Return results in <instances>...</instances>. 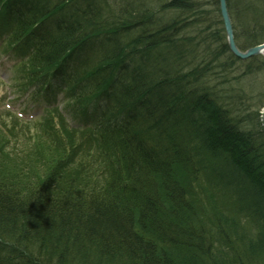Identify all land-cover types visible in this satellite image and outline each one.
<instances>
[{"label": "trees", "instance_id": "1", "mask_svg": "<svg viewBox=\"0 0 264 264\" xmlns=\"http://www.w3.org/2000/svg\"><path fill=\"white\" fill-rule=\"evenodd\" d=\"M71 1L0 0V4H5L6 11L18 14L16 33L30 38L41 21L57 15ZM128 4V10L112 14L113 20H121L119 27L111 25L113 20L108 22L107 18L103 19L105 26H99L102 19L88 20L79 23L81 28L70 38L60 22L54 24L56 31L42 34L35 42L23 73L29 80L43 83L49 71L77 51L78 43H85L79 45L83 57L77 58L75 68L61 83L76 104L79 102L82 108L92 104L99 122L94 129H84L85 134L74 136L70 132L61 139L49 121L40 131L43 141L36 142L40 146L33 157L10 154L2 148L0 264H264V167L257 178L254 168L239 161L234 151L240 150L237 145L245 141L248 129L239 125L237 117L231 120L228 105L218 103L219 97L231 96L230 102L237 105L233 99L239 97L230 90L244 85L245 70L222 76L223 65L232 62L226 45H215L214 49L224 48L226 52L221 58L210 55L211 46L198 52L192 36L174 34L179 26H158L151 16L136 26H143L137 35L123 42L122 37L127 35L123 34V25H127L124 19L130 18L136 8ZM208 4V0L179 1L186 22L198 24L202 33L208 30L204 29L208 15L215 11L219 22L212 38L219 40L224 29L218 6L210 10ZM227 5L240 10L232 17L237 46L245 49L264 42V0H230ZM142 7L143 3L137 12ZM95 33L103 34L99 38L103 44L98 47L97 38L92 39ZM153 38L163 52L160 58L154 57V50L145 53V48L138 49V45H146ZM117 50L123 55L135 53V65L129 71L134 78L131 82L126 58L118 57ZM185 50L181 64L188 73L180 75L176 59ZM193 53L198 57L194 58ZM248 65L259 67L260 72L264 70V59L254 56L243 65L250 76L256 72ZM83 67L88 69L87 77L80 85ZM142 71L151 72V76L144 77ZM174 72L179 78H172ZM213 73L221 76L219 84L198 86L191 92L196 108L176 115L171 111L161 114L168 109L166 95L162 94L161 99L151 93V99H146L134 88H143L152 81L157 86L169 85V91H173L171 86L175 91L178 87L183 90L195 84L190 76L212 79ZM137 79L141 81L134 84ZM175 91L170 105L178 104ZM247 91L253 94L247 99L254 107L262 102L264 93H256L251 87ZM101 94L104 100L108 95L112 103H103L97 98ZM119 95L123 100L114 103ZM200 109L211 114L203 122L204 128H224L229 137H208L203 129L196 130ZM156 143L162 151L174 154L176 161L175 169L165 177L156 170V156L145 149ZM228 143L231 149L227 151ZM71 150L87 155L77 162ZM204 154L207 159H203ZM213 162L218 163L216 170ZM222 166H228L230 178L218 173ZM212 181L217 185L212 186Z\"/></svg>", "mask_w": 264, "mask_h": 264}, {"label": "bare ground", "instance_id": "2", "mask_svg": "<svg viewBox=\"0 0 264 264\" xmlns=\"http://www.w3.org/2000/svg\"><path fill=\"white\" fill-rule=\"evenodd\" d=\"M79 1V3H78ZM179 1L181 2L182 0H75V1H71L69 2L68 6L65 9L59 10L57 11V15H53L51 16L45 24V28L46 31H44V33H46V35L50 34L53 30L56 31V26H53V24H57L60 22H63L62 24H60L61 29L67 30V34L70 35V38H74V33L77 32L81 26H79V23L82 24L83 22L87 23L88 20L93 21V20H98V19H102L101 23L99 26H105V23L103 22V19L107 18L108 22H111L112 19V14L113 12L116 14H120L123 13L125 10L129 9V4L128 3H132L136 6V8L134 9V12H130L129 16L130 18H126L124 19V21L127 23L126 26L123 25V34H129L131 33L132 30L136 29V26H140L138 25L139 23H141L142 21H146L148 20L147 18H149L150 16L153 18L152 22L155 24H159L158 26H160L161 24H165L166 27H168L169 29H174L175 27L179 26L180 29V33H182L184 36H190V35H185L187 34V29H189L190 31H192L191 28V23H187L185 20V14L183 15V13L185 12L183 10V6L179 5ZM214 1V0H211ZM217 1V6L218 9L220 11L221 9V4L223 5L225 11H227L229 13V9H231L228 5H227V1L226 0H216ZM143 3V7L142 10L137 12V9L141 7V4ZM184 4V2H183ZM211 10V9H210ZM147 12V13H145ZM215 13L212 12V14H210V16L208 15V20H212L211 16ZM233 13H235L236 15H238L240 13V10L236 9L235 11L233 10ZM210 17V18H209ZM60 20V21H59ZM135 20H139V21H135ZM123 21V20H122ZM121 22V20H117L114 18L113 23H111V25H116L117 27L121 26L122 24H119ZM123 23V22H122ZM210 21L208 22L209 25ZM109 25V26H111ZM148 25H151V21H148ZM230 28L232 29V24L231 22L229 23ZM143 27V26H142ZM208 30H209V26ZM138 28V27H137ZM177 30V31H178ZM140 31L137 30L136 35L139 33ZM206 32V31H205ZM152 34H154V31H151ZM93 34V33H92ZM232 36L227 33H224V36L222 35L221 39L214 41V45L222 44L221 46L224 47V45H226L227 48V54H229V59H231V63L229 62L228 64L225 63L223 65V70L220 72V74L222 76H226L228 73H230L232 76H234V74L237 73V70L240 69L242 71H244L245 76V82H243L244 85L242 86H238L240 88H236V89H231L230 91L232 93H235L236 96L239 97V99L241 100H245L248 98L249 91L248 88L252 85H254V80H252L251 76L253 74H251L250 76L247 75L246 73V67L243 66L244 64L248 63V60H250L252 57L255 56H260L261 53L258 54H254V55H239L235 52H232V50L229 47V44L233 43L236 45L235 43V39H234V33L233 30L231 31ZM103 34H94L92 39H96L98 40L97 43V47L100 44H103V40L99 39L102 38ZM113 36L111 37V39H113ZM183 36V37H184ZM215 39V37L211 38L210 40ZM74 40V39H72ZM156 38H153L152 41H149V43H146V45L143 44H139L138 45V49H141L142 47L146 49L145 53H148L150 51L148 50H154V57L155 58H160L163 55V52L158 50V47L156 45ZM212 42V41H211ZM218 42V43H217ZM135 43V41H134ZM137 43V44H138ZM79 45H85L84 42H80L78 43L77 46H75V50H77L76 52H72L71 56L68 57L67 59H65V62L63 64H65L63 67H56L54 68V72L56 73L55 76V80L58 81L59 83H61L63 80H65V76L68 70V61L70 62H75L77 60H75L73 57L75 58H82L84 54H82V47ZM264 45V42L259 43V44H254V45H249L247 48L245 49H238V46L236 45L237 49L239 51H246L249 48H253L256 49L260 46ZM93 46V45H92ZM264 48V47H263ZM80 51V52H79ZM186 51V50H185ZM156 52V55H155ZM161 52V53H160ZM176 52V51H175ZM260 52L264 53V49L261 50ZM186 53L185 55H180L179 59H176V64L177 67L176 71H178V73H188L187 68L182 65L181 63L185 57H186ZM135 54L134 52L130 51L127 53H123L119 52L118 50L116 51V55L118 57H125V63H127L126 65V73L128 72V76L129 77V81L131 82V80H134V78L129 74L130 70H133V66L135 65V60L136 58L134 57ZM165 54V53H164ZM169 54H173L172 52H169ZM264 59V57H263ZM139 62V61H138ZM141 62V61H140ZM158 62V61H156ZM160 62V61H159ZM236 63V65H235ZM62 64V65H63ZM243 66V67H242ZM249 69H253L255 70L254 75L258 74V70L259 67H253L251 65H248ZM87 67H83V71L80 73L81 77L79 80L80 85L83 82H86V71H87ZM136 72V71H135ZM143 72V71H142ZM234 73V74H233ZM259 73H263L264 74V70H261ZM179 74L177 73H173L172 78H179ZM142 75L144 77H150L151 76V72H143ZM181 75V74H180ZM211 77H214L212 79H210L209 77L206 76H201L199 79L197 77H193L190 76L189 78H191L193 81V83L198 84V85H193L191 87H184V89L182 90L180 87H178L175 91V88L173 86H171L173 91H169V85H165V86H157L156 84H154L152 81L149 83H145L144 87H139L138 86H134V88L136 90H140L139 93L146 99H151V93H154L155 95H159L161 96L160 98L162 99V94L166 95L165 97H167L168 101V109H163L161 111L162 115H166L168 114L170 111L173 113V115H176L178 113H183L185 111H187L188 109H192V108H196V106H194V100L192 96L193 91L198 89V86H204L207 83H216L217 85L219 84L220 81V75L218 74H212ZM141 81V79H137L134 84L139 83ZM227 81H228V77H227ZM229 82V81H228ZM226 87H228L227 84H225ZM177 86H180V84H178ZM229 86H231L229 84ZM262 86V84L260 85ZM264 86V85H263ZM189 88H190V92H189ZM203 88V87H201ZM200 88V89H201ZM174 91H175V98L178 101V104L176 103V105H170V103L173 101V96H174ZM206 92V91H205ZM102 94L100 96H98L97 98H100L102 100L103 103H106L107 105H110L112 103V99L106 95V100H104V98H101ZM117 97V96H116ZM139 98V96L137 97V99ZM118 100L114 99V103L120 104L121 101L123 100V97L119 95V97H117ZM134 99L135 98H131ZM136 99V100H137ZM133 100V101H134ZM233 102H235V104L239 105V102L237 99H233ZM186 107V108H185ZM185 108V109H184ZM232 108L235 109L234 106H232ZM261 108V109H260ZM262 111V112H261ZM136 112V111H135ZM234 112H237L236 110ZM253 119H256L255 123H257L258 125L262 126L264 128V103H262L260 106L256 104V107L253 111ZM209 118H211V114L210 112L208 113V111L202 110L200 109V113L198 114V122L195 123V128L196 130H198L199 128L203 129L204 131H206L208 133V137H217L221 134L224 137L229 135L226 133H224V128H220L218 131L216 129L213 128H204L205 125H203V122L205 120H208ZM256 124V125H257ZM198 126V127H197ZM224 126V125H222ZM250 128H255L254 126H249ZM227 134V135H226ZM142 139V137H140ZM221 138V137H220ZM234 142V139L232 140ZM206 145H210L208 143V141H206ZM159 143H156L155 146L151 149H149L150 147L145 146L146 152L147 153H152L153 155L156 156V160H157V164H156V170L158 173H160L162 176L165 177V174H169V172L173 169H175V158H174V154H167V152L162 151L160 148H158ZM226 146V144H224V147ZM176 148L179 149V146L175 145ZM197 147L199 148V146L197 145ZM237 147H239L240 150H235L234 153L237 154L238 153V159L240 162L245 163L246 165H249V167L253 168L254 166L256 168L259 169H263L262 167H264V164L261 162H264V154H262L261 149H263L264 151V139H259L258 141L256 140V138H254L253 134H247L245 137V141H241L240 145H237ZM221 148H223L221 146ZM219 149V148H218ZM217 149V150H218ZM231 149V143L227 144V149L225 148V150H230ZM239 151V152H238ZM206 155H203V159H207V157H205ZM261 161V162H260ZM111 163V161H109V164ZM214 163V162H213ZM104 164V163H103ZM218 163H214L213 165V169L215 168V170L217 169ZM229 168L228 166H222V168H220V170H218V173H220V175L225 174L227 176V178H230L231 175H229L228 172ZM211 185H217L216 181L214 183V181L211 182ZM216 187V186H215ZM260 188H263L262 186H260ZM186 255L188 256L189 253L186 252Z\"/></svg>", "mask_w": 264, "mask_h": 264}, {"label": "rangeland", "instance_id": "3", "mask_svg": "<svg viewBox=\"0 0 264 264\" xmlns=\"http://www.w3.org/2000/svg\"><path fill=\"white\" fill-rule=\"evenodd\" d=\"M227 1V4H228V1H230V0H226ZM208 2L210 3V4H208V8L209 9H211V10H215V8H217V5L215 6V1H211V0H208ZM211 4L213 5V6H211ZM219 10V9H218ZM233 10L235 11V9L233 8V9H230L229 10V13L226 11V13H227V15H228V17H229V19H230V21H231V24H232V17L234 16L233 15ZM231 12V13H230ZM219 13H220V18H221V21H222V23H223V18H222V14H221V12L219 11ZM185 14V12L183 13V15ZM231 14H232V16H231ZM209 16H210V14H209ZM212 18V20L210 21V23H209V30H207L206 32H203L202 33V29H200L201 27L198 25V24H195V25H191V28H192V31H190L189 29H187V34H185V35H190V36H192L193 38H192V42L197 46V47H199L198 48V52H204V50L207 48V46H211L212 48H210V55H212V56H215V57H222V54H224V53H226L225 51H224V48H222V50L223 51H221V49L220 50H216V49H214L215 48V46L213 47L212 45H214V41H216L217 39H214V40H210V37L212 38V35H214L213 34V31H216V25L218 24V22H217V20H219L218 19V17L219 16H217V14L216 13H214L212 16H211ZM210 18V17H209ZM234 18V17H233ZM238 18V17H237ZM237 20V19H236ZM212 22V23H211ZM223 25H224V23H223ZM204 29H208V27L207 26H204ZM232 29H233V35H234V39H235V43H236V36H237V34L235 33V31H234V28H233V26H232ZM137 30H139V31H141L142 30V27H136V29L135 30H132L131 31V33H129V34H127V35H125V36H123L122 38H123V42H127V41H129L131 38L130 37H133V36H135L136 35V32H137ZM178 31H180V30H178ZM178 31H174V34H176L178 37L179 36H184L182 33H177ZM224 33V32H223ZM205 35H208V36H205ZM184 37H187V36H184ZM209 37V38H208ZM204 38V39H203ZM210 41H212V45L210 44ZM189 44H191V42L190 41H187ZM263 43V42H262ZM237 45V44H236ZM238 49H239V47H238ZM206 53H208L209 54V50H207V51H205ZM216 52H217V54H216ZM228 52V51H227ZM216 54V55H215ZM264 54V53H263ZM185 55V54H184ZM193 56H194V58H196V57H198V53H193ZM12 61H13V57L11 56H9V57H3V58H0V115L2 114V115H4L5 117H8L9 118V112L11 111V109L10 108H12L13 110H15V111H11V112H17V111H21V108L24 106L23 105V103L21 102V100L20 101H16V99L19 97V95L21 94V93H17L16 91H14V89H15V86H14V84L16 83V82H13V86L12 87H10V82L12 81L11 80V77H13L14 76V72L13 71H9V66L11 65V63H12ZM235 65H236V63H235ZM238 71V70H237ZM228 74H230V73H228ZM237 74V73H236ZM251 78H252V80H254V85L252 86H250L253 90H255L256 91V93L257 92H262V93H264V74L262 73H259V74H257V75H252L251 76ZM11 80V81H10ZM214 80H215V78H214ZM262 84V86H260ZM214 85V84H213ZM212 85V86H213ZM234 86H236V85H234ZM236 88V87H235ZM17 93V94H16ZM251 96H253V94H251V93H249ZM221 95V94H220ZM257 95V94H256ZM262 102H258L257 103V106L259 105H261L262 103H264V94H262ZM249 97V96H248ZM231 98V96L229 97V96H227L226 98H224V96H222V97H219V99H218V103L220 104V105H228L229 107L228 108H230V114H231V120H235V117H237V119L240 121V122H238L239 123V125L241 126V127H245L246 129H248V133H251V134H253L254 135V138H256V140L258 141L259 139H264V128H261V127H258L257 129H256V125L255 124H257V123H255V121H256V119H253V111H254V104H250V102L248 101V99H245V100H241V99H238V102L240 103V106L239 105H236V106H234L233 105V103H231L232 102V100L230 99ZM230 99V100H229ZM224 101H226V103L224 102ZM231 101V102H230ZM249 102V103H248ZM255 103V102H254ZM242 105H243V108H242ZM30 106V105H29ZM232 106H234L235 107V109L234 108H232ZM8 107H10V108H8ZM246 108V109H245ZM29 109V108H28ZM261 109V108H260ZM237 111V112H234V111ZM2 111V112H1ZM262 112V111H261ZM229 116V115H228ZM240 117H242V118H240ZM227 118L226 117H224L223 118V120L225 121ZM246 119H248V120H246ZM222 119H221V121H223ZM222 123V122H221ZM237 123V124H238ZM228 124V128H229V123H227ZM232 124V123H231ZM230 124V125H231ZM249 126H254L255 128H249ZM215 127V126H214ZM219 128H221V127H219ZM250 129V130H249ZM219 132V131H218ZM226 133V132H225ZM24 143H29L28 144V147L29 146H31L32 144H33V141L31 140V139H26L25 140V142ZM261 151H262V154H264V151H263V149H261ZM254 168V171H253V174H256V177H257V174L260 172V169L259 168H256L255 166L253 167ZM252 174V173H251ZM258 178V177H257ZM92 256V258L94 257V254H92L91 255ZM99 263H101V262H99ZM119 263L120 264H125V263H123L122 261H119ZM102 264V263H101Z\"/></svg>", "mask_w": 264, "mask_h": 264}, {"label": "water", "instance_id": "4", "mask_svg": "<svg viewBox=\"0 0 264 264\" xmlns=\"http://www.w3.org/2000/svg\"><path fill=\"white\" fill-rule=\"evenodd\" d=\"M220 12H221V14H222V18H223V23H224V27H225V31H226V33L228 34V36H229V34L232 36V34H231V31H232V29L230 28V25H229V23H230V19H229V17H228V15H227V13H226V11H225V9H224V7H223V5L221 4V9H220ZM229 47H230V49L232 50V52H235V53H237V54H239V55H242V56H245V55H254V54H258V53H262V52H260L261 50H263L264 48V45H262V46H260V47H258V48H256V49H251V48H249V49H247L246 51H244V52H242V51H239L238 49H237V47H236V45L235 44H229Z\"/></svg>", "mask_w": 264, "mask_h": 264}]
</instances>
